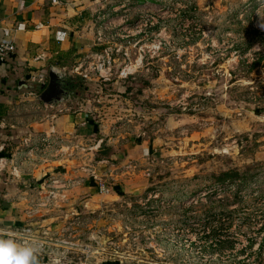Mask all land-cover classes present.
Returning a JSON list of instances; mask_svg holds the SVG:
<instances>
[{
	"label": "rangeland",
	"instance_id": "1",
	"mask_svg": "<svg viewBox=\"0 0 264 264\" xmlns=\"http://www.w3.org/2000/svg\"><path fill=\"white\" fill-rule=\"evenodd\" d=\"M94 6L92 43L57 66L83 78L76 95L43 105L37 83L19 88L42 118L83 113L59 167L96 191L51 212L69 250L42 262L264 264V0ZM229 169L244 181L214 180Z\"/></svg>",
	"mask_w": 264,
	"mask_h": 264
},
{
	"label": "crops",
	"instance_id": "2",
	"mask_svg": "<svg viewBox=\"0 0 264 264\" xmlns=\"http://www.w3.org/2000/svg\"><path fill=\"white\" fill-rule=\"evenodd\" d=\"M94 5L95 0H0V42L14 47L0 59V227L39 240L40 264H48L42 262L45 256L69 250L58 243L59 224L66 215L51 212L68 211L77 194L95 191V186L76 180L78 169L59 167L61 158L72 152L65 151L69 146L63 134L74 125L86 131L87 125L80 112L42 118V107L16 83L33 79L30 83H37L40 92L43 71L49 66L65 68L74 55L87 51L93 39ZM33 109L40 111L37 118L30 114ZM4 126L8 133L2 131ZM43 133L59 137L60 147L29 151ZM100 141L95 140L94 147ZM3 145L9 146V153L3 152Z\"/></svg>",
	"mask_w": 264,
	"mask_h": 264
},
{
	"label": "clouds",
	"instance_id": "3",
	"mask_svg": "<svg viewBox=\"0 0 264 264\" xmlns=\"http://www.w3.org/2000/svg\"><path fill=\"white\" fill-rule=\"evenodd\" d=\"M43 245L25 239L11 229L0 227V264H40Z\"/></svg>",
	"mask_w": 264,
	"mask_h": 264
},
{
	"label": "water",
	"instance_id": "4",
	"mask_svg": "<svg viewBox=\"0 0 264 264\" xmlns=\"http://www.w3.org/2000/svg\"><path fill=\"white\" fill-rule=\"evenodd\" d=\"M69 76L64 71L55 66H49L47 70V82L41 86V91L37 95V99L43 105L59 104L66 100V91L62 89L61 82L68 79ZM17 88L32 89L34 85L28 83L24 79H19L16 83Z\"/></svg>",
	"mask_w": 264,
	"mask_h": 264
},
{
	"label": "built area",
	"instance_id": "5",
	"mask_svg": "<svg viewBox=\"0 0 264 264\" xmlns=\"http://www.w3.org/2000/svg\"><path fill=\"white\" fill-rule=\"evenodd\" d=\"M13 49H14V47H13L11 42L1 41L0 42V59L2 58V56L6 52H10ZM31 80H33V79H31ZM37 80H39V79H37ZM24 143L27 145L28 140L25 139ZM60 144H61V139L59 137H50L49 134L43 133L41 136H38L35 138L34 143L29 147V151L33 147H39L41 149H50V148L58 146V148H59ZM96 187L100 193H107L108 192L106 185H104V183L101 181L96 182ZM51 195L52 194L50 193V196Z\"/></svg>",
	"mask_w": 264,
	"mask_h": 264
},
{
	"label": "trees",
	"instance_id": "6",
	"mask_svg": "<svg viewBox=\"0 0 264 264\" xmlns=\"http://www.w3.org/2000/svg\"><path fill=\"white\" fill-rule=\"evenodd\" d=\"M71 77L68 79L70 80ZM79 80V82L83 81L82 77L76 78ZM244 174L239 173L237 170H224L219 172L216 176H214V180L221 183V182H235V179H237V182H243L244 179L241 178Z\"/></svg>",
	"mask_w": 264,
	"mask_h": 264
},
{
	"label": "flooded vegetation",
	"instance_id": "7",
	"mask_svg": "<svg viewBox=\"0 0 264 264\" xmlns=\"http://www.w3.org/2000/svg\"><path fill=\"white\" fill-rule=\"evenodd\" d=\"M82 83L76 78H70L61 82V87L66 91V96H75L77 90L81 87Z\"/></svg>",
	"mask_w": 264,
	"mask_h": 264
}]
</instances>
